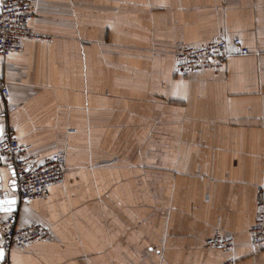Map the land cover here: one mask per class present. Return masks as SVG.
Returning a JSON list of instances; mask_svg holds the SVG:
<instances>
[{
  "label": "crops",
  "instance_id": "obj_1",
  "mask_svg": "<svg viewBox=\"0 0 264 264\" xmlns=\"http://www.w3.org/2000/svg\"><path fill=\"white\" fill-rule=\"evenodd\" d=\"M33 6L29 26L48 39L0 55V136L60 153L65 168L20 202L0 161V223L13 214L51 232L12 248L11 264H264L249 235L264 188V0ZM233 37L247 54L177 73L178 44ZM214 234L232 248L207 246Z\"/></svg>",
  "mask_w": 264,
  "mask_h": 264
},
{
  "label": "built area",
  "instance_id": "obj_2",
  "mask_svg": "<svg viewBox=\"0 0 264 264\" xmlns=\"http://www.w3.org/2000/svg\"><path fill=\"white\" fill-rule=\"evenodd\" d=\"M36 17L33 0H0V55L18 53L26 38L48 39L29 26ZM248 51L240 38L233 37L214 38L195 46L178 44L173 54L177 73L187 74L216 70L229 56L247 54ZM0 95L5 99L9 96L8 87L1 81ZM0 161L14 172L20 202L42 197L49 186L63 179L65 157L62 154L54 153L41 159L38 154L29 152V146L20 144L12 132L0 136ZM249 235L254 248H264V188L256 193L255 220ZM50 238L47 227L33 220L17 224L15 215L9 214L0 223V249L4 252L0 264H11L9 254L12 248H25ZM205 244L228 250L232 248L233 240L228 235L214 234L205 239Z\"/></svg>",
  "mask_w": 264,
  "mask_h": 264
},
{
  "label": "water",
  "instance_id": "obj_3",
  "mask_svg": "<svg viewBox=\"0 0 264 264\" xmlns=\"http://www.w3.org/2000/svg\"><path fill=\"white\" fill-rule=\"evenodd\" d=\"M10 173H12V177H14V172L10 170ZM14 187H15V186H14ZM6 195H7V194L5 193L4 196L6 197V200H5L6 202H12V201H14L13 198H7ZM1 203H2V202L0 201V205H1ZM2 211H3V208L0 206V213H1ZM0 260H1V258H0Z\"/></svg>",
  "mask_w": 264,
  "mask_h": 264
},
{
  "label": "snow or ice",
  "instance_id": "obj_4",
  "mask_svg": "<svg viewBox=\"0 0 264 264\" xmlns=\"http://www.w3.org/2000/svg\"><path fill=\"white\" fill-rule=\"evenodd\" d=\"M9 203H14V201H12V202H9ZM5 211H11V209H10V208H8V209H5ZM3 255H4V252H3V250H2V249H0V258H2V257H3Z\"/></svg>",
  "mask_w": 264,
  "mask_h": 264
}]
</instances>
